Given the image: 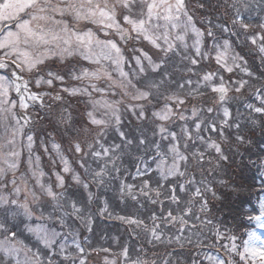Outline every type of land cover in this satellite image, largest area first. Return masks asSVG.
<instances>
[{"label": "snow or ice", "instance_id": "6c2138e0", "mask_svg": "<svg viewBox=\"0 0 264 264\" xmlns=\"http://www.w3.org/2000/svg\"><path fill=\"white\" fill-rule=\"evenodd\" d=\"M246 13L264 17V0H0V264H158L157 243L163 264H264V239L250 231L241 249L209 204L227 186L225 142L264 132V72L236 50L264 66V20ZM99 190L136 213L114 214ZM96 216L143 242L82 241ZM248 219L264 228V199Z\"/></svg>", "mask_w": 264, "mask_h": 264}, {"label": "trees", "instance_id": "16d2710c", "mask_svg": "<svg viewBox=\"0 0 264 264\" xmlns=\"http://www.w3.org/2000/svg\"><path fill=\"white\" fill-rule=\"evenodd\" d=\"M220 2L223 3L224 0H220ZM216 4L217 0H209V10H215ZM223 12V8H220V15H223ZM239 43L242 44L241 42ZM242 46L244 48L243 44ZM255 62V74L259 76L261 72H264V66L260 64L259 59L255 60ZM244 133L251 141V144L246 143L239 147L235 145L234 149H229L234 155L230 157L231 162L226 164L224 170L226 179L232 182L231 192L226 198L230 203V212L235 215L234 221H237L238 217H241L246 200L251 201L254 197L255 189L251 177L254 172L253 162L257 163L264 157V132L259 127H256L254 129L245 128ZM108 193L110 194V191ZM174 247L171 246L167 250L174 249ZM162 250L166 251V248L164 247Z\"/></svg>", "mask_w": 264, "mask_h": 264}, {"label": "rangeland", "instance_id": "374dc122", "mask_svg": "<svg viewBox=\"0 0 264 264\" xmlns=\"http://www.w3.org/2000/svg\"><path fill=\"white\" fill-rule=\"evenodd\" d=\"M260 16V17H259ZM245 17L246 18H249V19H251V23L253 24V26H256V25H258L259 24V22L261 21V20H264V17H262L259 13H257V14H254V15H251V16H249L247 13L245 14ZM103 38V37H102ZM243 40V37H241V41ZM243 44V43H242ZM125 48H127L128 46H126V45H123ZM245 48V47H244ZM236 50L238 51V52H240L239 50H238V48L236 47ZM0 54H2V53H0ZM244 56H245V58H246V60H247V63H248V66L251 68V69H253V64H252V62H251V60H253V59H255L256 58V53L255 52H252V53H248V49L247 48H245V51L242 53ZM208 67H210V68H216L217 66L215 65V64H211V65H208ZM225 76H228V75H230V74H228V73H223ZM240 74V73H239ZM249 102H251V101H249ZM238 106L237 105H235V104H233V106H232V110L233 111H235L236 110V108H237ZM240 109H241V107H240ZM210 135H212L213 137H214V135H216V134H214V133H210ZM232 138H234V136H232ZM221 188H222V186H220L219 184H217V188H216V192H217V196H220V194L222 193L221 192ZM99 191H101L102 193H103V199H105V200H107L108 202H109V207H110V210H113V213L114 214H116L117 212H118V210H117V206H116V203L114 204V199L112 198V196L110 195V194H108L107 193V191H104V190H99ZM209 196H211V194H209ZM220 200V199H219ZM209 204H210V202H209ZM211 205V204H210ZM139 207V205H137V206H133L132 204H131V202H129L128 203V205L126 206V207H124V208H126V209H130V210H132L133 211V213H136V209ZM148 207H151L150 205L148 206ZM127 212V211H126ZM145 212V209L144 208H140V213H144ZM262 222H264V221H262ZM118 234H119V232H118ZM118 234H114L113 235V237H112V239H113V242H112V247H110L113 251H118L119 249H117L116 248V244L119 242V243H126V244H128V245H130V246H132V247H134V248H136V247H138V241L134 238V236H135V234L133 235V238H134V242H132L131 240H130V235L128 234V233H126L125 235H122L121 233H120V236H119V238H117V235ZM256 235L257 236H260L261 237V239H264V236H262V235H260L259 233H257L256 232ZM147 248H148V258H154V254H159V257H160V259L158 260V264H160V263H163V258H164V254H165V250L163 251L162 250V248H166V245L165 244H162V243H157V245L155 246V247H153V246H151V245H145ZM173 249H171V250H168V251H172ZM173 259H175V258H173ZM183 259V258H182Z\"/></svg>", "mask_w": 264, "mask_h": 264}]
</instances>
